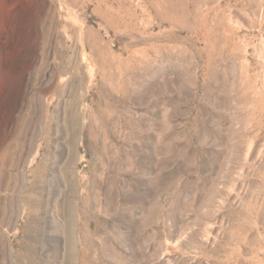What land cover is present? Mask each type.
Listing matches in <instances>:
<instances>
[{"label": "rangeland", "instance_id": "rangeland-1", "mask_svg": "<svg viewBox=\"0 0 264 264\" xmlns=\"http://www.w3.org/2000/svg\"><path fill=\"white\" fill-rule=\"evenodd\" d=\"M0 264H264V0H0Z\"/></svg>", "mask_w": 264, "mask_h": 264}]
</instances>
